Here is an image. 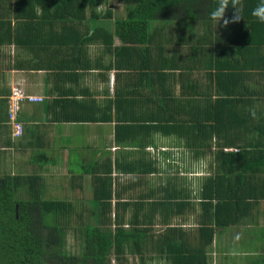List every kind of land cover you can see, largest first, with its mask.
Masks as SVG:
<instances>
[{"label":"crops","instance_id":"crops-1","mask_svg":"<svg viewBox=\"0 0 264 264\" xmlns=\"http://www.w3.org/2000/svg\"><path fill=\"white\" fill-rule=\"evenodd\" d=\"M80 2L17 3L18 13L26 11L34 30L24 32L28 37L22 46L11 41L0 46V176L23 183V189L39 190L44 200L82 201L78 207L83 215L95 213L101 199L111 202L113 213L117 209L125 220L121 228L140 230L127 242L140 248L131 261L264 264V201L252 199L254 183L215 193L207 179L215 166L225 172V164L211 157L216 147L208 140L198 147L204 140L203 126L209 125L208 87L216 91L230 81L229 68L249 74L256 69L202 62V42L200 47L182 46V57L174 56L183 41L161 47L162 57L155 54L149 64L128 66L126 59L133 54L115 31L116 19L125 17V1L90 0L83 2L84 10ZM70 8L75 9V20L65 17V10L72 14ZM96 28L101 29L94 32ZM251 77L241 84L258 87L262 81ZM13 89L26 98L14 113ZM220 121L218 132L224 133ZM224 125L230 135L242 129ZM195 127L199 134L193 132ZM231 165L243 167L242 161ZM255 174L246 170L230 176L242 183ZM241 194L247 201L233 208ZM221 196L226 201H218ZM235 212L240 213L233 218L238 222L211 243L199 231L208 228L201 222L207 215ZM134 218L140 221L135 227L130 222ZM142 248H151L145 249L144 259Z\"/></svg>","mask_w":264,"mask_h":264},{"label":"trees","instance_id":"trees-1","mask_svg":"<svg viewBox=\"0 0 264 264\" xmlns=\"http://www.w3.org/2000/svg\"><path fill=\"white\" fill-rule=\"evenodd\" d=\"M79 1V7L84 10L83 2L90 0ZM97 1L105 4L107 0H91L90 4ZM124 1L125 17L116 19L115 31L121 43L129 45V51L133 54L126 59L128 66H134L137 61L149 64L152 56L164 50L161 47L183 41L173 51L174 56L182 57L184 47H200L199 43L202 42L203 46L199 48L202 62L214 60L217 66H252L256 69L249 74L239 67L229 68L226 75L232 78L230 81L223 83L216 91L208 87L206 114L209 125L203 126L204 140L198 147L205 146L208 140L210 146L214 144L216 147L211 157L217 162H224V166H231H223L225 172H221L222 167L217 169L215 166L211 177L207 179L209 187L214 186L215 193H224L223 189L227 186L235 192V189L239 190L240 184L254 183L256 195L252 199L264 201V24L251 15L260 0H242L243 19L229 23L226 27L222 26L223 21L216 26L215 21L208 19V12L217 6V0ZM18 2L0 0V46L9 44V41L22 46L27 40L25 37H28L25 33L34 30L31 21L27 22L25 18L26 11L22 8V14L18 13L21 11ZM70 9L72 14L65 10V17L75 20V9ZM233 11L229 7L225 17L231 19ZM84 27L85 30L89 29L86 25ZM100 29L96 28L94 32ZM195 33H199L198 38L192 37ZM195 48L192 49L193 61ZM252 75L262 82L258 87L249 89L241 83L244 79L252 80ZM253 107L256 109L255 117L249 112ZM193 120L199 122L198 118ZM219 120L224 133L218 132ZM223 123L240 125L242 129L230 135ZM249 125H252L251 128ZM193 132L199 134V127H195ZM230 147L237 148V152H224L223 149ZM239 161H242L243 167L231 165ZM246 170H253L256 176L244 178L242 183L230 176L236 171L243 174ZM23 186V183L8 176H0V264H146L130 260L140 248H132L127 243L140 234V230L135 227L140 221L135 218L130 221L135 227L133 229L121 228L125 220L117 209L113 213L111 202L101 199L95 213L83 215L78 207L82 201L44 200L39 190L23 189ZM242 196L237 195L233 208L247 201ZM221 198L218 201L225 197ZM206 217L201 222L208 228L199 231L204 232L203 237L211 243L231 223L238 222L233 218L240 217V213ZM199 237L200 233L196 238ZM69 238L75 241L72 248H78L76 252L71 249ZM124 245L128 248H123ZM142 249L140 257L144 259L142 254L145 249L150 252L151 248Z\"/></svg>","mask_w":264,"mask_h":264},{"label":"clouds","instance_id":"clouds-1","mask_svg":"<svg viewBox=\"0 0 264 264\" xmlns=\"http://www.w3.org/2000/svg\"><path fill=\"white\" fill-rule=\"evenodd\" d=\"M231 7L233 15L231 19L225 17L226 10ZM242 0H217V6L208 12V19L219 24L223 21L222 26L226 27L229 23H237L243 19L241 15ZM251 15L255 17L260 23L264 24V0H260V3L256 5L251 11ZM250 114L255 117L256 109L253 107L249 109Z\"/></svg>","mask_w":264,"mask_h":264},{"label":"built area","instance_id":"built-area-1","mask_svg":"<svg viewBox=\"0 0 264 264\" xmlns=\"http://www.w3.org/2000/svg\"><path fill=\"white\" fill-rule=\"evenodd\" d=\"M11 99H12L11 100L12 101L11 102V105H12L11 111H12V113H14L15 111H17L19 103L26 98L22 95V93L18 89H13ZM28 99L31 101L32 100L34 101V98H28ZM20 132H21V128L18 125L17 126V135H20Z\"/></svg>","mask_w":264,"mask_h":264},{"label":"rangeland","instance_id":"rangeland-1","mask_svg":"<svg viewBox=\"0 0 264 264\" xmlns=\"http://www.w3.org/2000/svg\"><path fill=\"white\" fill-rule=\"evenodd\" d=\"M75 243V241L72 238H69V245L71 247L72 250H74V252H76L78 250V248H72V245Z\"/></svg>","mask_w":264,"mask_h":264}]
</instances>
